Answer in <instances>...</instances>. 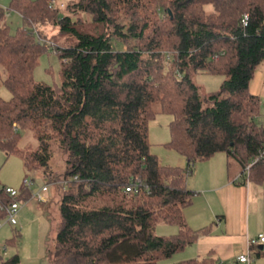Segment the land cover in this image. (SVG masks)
<instances>
[{"label": "trees", "instance_id": "1", "mask_svg": "<svg viewBox=\"0 0 264 264\" xmlns=\"http://www.w3.org/2000/svg\"><path fill=\"white\" fill-rule=\"evenodd\" d=\"M49 1L12 0L24 25L12 34L0 24V81L11 93L0 96V149L19 156L28 172L41 171L48 189L59 183L51 264H157L207 232L192 229L184 213L195 165L222 152L229 169L245 171L264 148L262 101L250 90L264 63V0H70L64 15ZM77 13L101 30L86 31ZM45 24L72 40L54 46L59 87L34 78L48 43L37 27ZM198 72L225 79L204 93ZM159 114L172 116L165 145L186 158L185 167L164 165L151 151L149 122ZM22 129L33 132L36 149L19 147ZM54 147L65 157L56 178ZM248 176L263 182L264 163ZM4 187L0 222L14 201ZM32 196L25 187L17 199ZM160 222L178 232L155 234ZM2 264H21L19 254Z\"/></svg>", "mask_w": 264, "mask_h": 264}, {"label": "rangeland", "instance_id": "2", "mask_svg": "<svg viewBox=\"0 0 264 264\" xmlns=\"http://www.w3.org/2000/svg\"><path fill=\"white\" fill-rule=\"evenodd\" d=\"M69 1L70 0H58V2L64 3L65 5ZM11 2L12 0H0V6L5 12L3 19L0 16V24L5 22L10 28L11 33L16 34L24 23L21 15L11 8ZM61 10V15H64L66 10L64 7ZM74 19L81 22V25H83L86 31L94 32L101 30L100 27L95 28V23L87 14L77 13L74 15ZM37 28L39 35L48 43L40 56L39 64L34 71V78L38 82H45L59 87L62 83L61 59L55 47L60 43L64 45L69 44L72 40L70 38L68 39V36L60 34L58 27L45 24ZM224 79V74H210L204 72H198L194 77L195 82L204 93L217 91ZM0 96L4 99H10L11 93L5 86L0 85ZM261 113L259 120L264 122L263 108ZM171 120L172 116L168 114H159L150 120L149 131L151 151L158 156L161 163L164 165L185 167L186 158L175 149L165 145L171 137L169 129ZM37 145L38 141L33 132L29 129H22L19 147L36 149ZM54 148V155L50 164L53 173L52 176L57 177L63 172L65 157L58 148ZM30 177L34 178V184L28 187L25 184V179H29ZM190 177L191 175L187 179L189 180L187 184L189 185L188 187L192 186ZM45 181H47V179L41 171L28 172L19 156L11 155L7 157L0 149V186L12 187L19 191L28 187L31 194L35 195L40 188L44 186ZM58 184L59 183H57L56 186ZM56 186H49V192L45 194L47 202H41L38 197L35 198L36 196H32L33 198L31 197L29 201H22L21 209L16 216V225L10 224L8 217H5L0 222V264L14 254H19L21 264H51L47 254V248L53 246L52 244L54 243L58 223L60 221L59 198L61 190ZM177 232L178 227L176 225L165 222L158 223L154 230V233L160 236H171ZM183 252L177 253L170 258L160 259L157 264H175L185 261L188 259V253ZM261 252L262 256L260 258L251 252V264H264V248ZM216 264L221 263L219 262Z\"/></svg>", "mask_w": 264, "mask_h": 264}, {"label": "crops", "instance_id": "3", "mask_svg": "<svg viewBox=\"0 0 264 264\" xmlns=\"http://www.w3.org/2000/svg\"><path fill=\"white\" fill-rule=\"evenodd\" d=\"M250 90L260 97L264 110V63L255 72ZM190 178L189 188L195 194L184 209L185 217L192 229L207 228V232L179 253H188V259H206L207 264H251L237 257L264 248L259 241L264 233V181L250 178L237 164L229 169L228 156L222 152L197 163ZM252 240L258 242L253 245Z\"/></svg>", "mask_w": 264, "mask_h": 264}, {"label": "built area", "instance_id": "4", "mask_svg": "<svg viewBox=\"0 0 264 264\" xmlns=\"http://www.w3.org/2000/svg\"><path fill=\"white\" fill-rule=\"evenodd\" d=\"M64 6H65V4L58 2V0H50L49 1V7L50 8H57V7H64ZM247 20H248V15L245 14L244 19H243V23L246 24ZM258 162L264 163V148L260 151V153L258 155L254 156V158L251 160V162L247 165V169L245 170V173L248 175L249 174V168ZM25 184L28 187L32 186L34 184V178L30 177L29 179L28 178L25 179ZM131 188H132V186L127 187V191H131ZM3 190L14 198V201L11 202L8 205V207L6 208V212H7L6 217H8V221L10 224L16 225L17 224L16 216H17L19 210L21 209V202H22V201L18 200L17 198L20 196L21 191L16 190L12 187H7V186H5L3 188ZM47 191H48V185H44L35 194V196L38 197V199L41 202H45L46 201L45 193ZM259 241L264 242V233L259 235ZM257 242H258V240H252L251 244L254 245ZM237 258L240 262L250 263L251 262V253H250V251L247 253H242Z\"/></svg>", "mask_w": 264, "mask_h": 264}]
</instances>
